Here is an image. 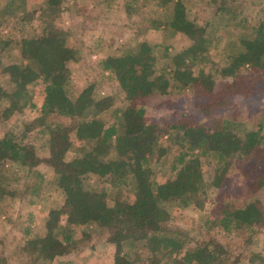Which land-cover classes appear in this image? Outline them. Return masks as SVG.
I'll list each match as a JSON object with an SVG mask.
<instances>
[{
	"label": "trees",
	"instance_id": "16d2710c",
	"mask_svg": "<svg viewBox=\"0 0 264 264\" xmlns=\"http://www.w3.org/2000/svg\"><path fill=\"white\" fill-rule=\"evenodd\" d=\"M47 2L59 4L61 1ZM124 2L131 13L138 0ZM158 3L171 6L168 23L172 28L191 29L195 35L183 0H158ZM194 39L183 51L185 58L192 59L181 56L182 61L177 65L181 66L180 74L176 67L171 74L169 69H159L160 59L154 52L156 45L146 40L137 51L104 58V69L115 73L124 97L123 105L114 109V119L106 121L98 116V108L95 113L91 112L93 106H98L93 99L94 82L78 93H72L69 88V63L76 59L77 51L68 44L65 32L55 28L23 37L22 55L38 65L36 68L16 64L8 67L18 78V85L5 86L0 81V125L26 107L36 105L28 86L34 80L43 83V114H54L60 119L53 124L44 123L40 128L49 146L46 157L39 154L35 143L26 139L32 121L26 123L22 132L9 129L0 134V164L10 160L25 165L34 177L30 185L36 191L45 181L39 164L47 163L58 173L65 200L48 213L46 230L40 236L44 257L54 259L79 250L83 242L82 223L97 221L110 230L108 240L116 246L110 264H217L229 251L210 233L215 226L236 235L248 250L236 254L231 264H241L244 259L250 264H264V250L256 244L264 230V211L257 199L239 208L223 196H217L214 216L205 219L199 233L194 235L174 222L173 205L186 207L200 202L209 186L220 187L231 173L242 171L256 184L255 189L264 185L262 125L244 127L232 114L214 118L217 108L229 104L228 94L244 91L240 85L244 81L242 69L264 67V18L253 35L239 39L237 48L229 43L230 61L223 71L237 80L235 88L233 81L221 87L212 68L196 59L213 45L214 39L205 32ZM178 86L188 87L202 97L203 118L177 127L149 119L145 96L155 91L166 93ZM75 137L83 145L67 160ZM156 152L163 155L164 164L171 171V175L160 180L147 174ZM204 157L213 161L210 182L204 175ZM251 161L254 166H248ZM252 171L256 176H250ZM129 176L134 178L133 197L117 200L116 208L97 209L95 195L104 197L108 187L97 191L87 187L85 181L96 177L109 182L108 186L112 180L113 185H118ZM0 188H3L2 182ZM189 240L194 241V246L186 247ZM136 241H143L150 254L131 248Z\"/></svg>",
	"mask_w": 264,
	"mask_h": 264
},
{
	"label": "rangeland",
	"instance_id": "374dc122",
	"mask_svg": "<svg viewBox=\"0 0 264 264\" xmlns=\"http://www.w3.org/2000/svg\"><path fill=\"white\" fill-rule=\"evenodd\" d=\"M60 1L59 4H49L47 0H0V81L5 86L18 85V78L8 68L12 64L37 67L38 62L25 58L21 53L23 37L39 35L50 29H62L68 44L77 51L76 59L69 63V88L72 93H78L94 82L93 99L98 106H93L91 112L95 113L94 110L98 108V116L106 121L114 119V109L123 105L124 97L115 73L104 69V58L137 51L142 41L146 40L156 45L154 52L160 59L158 68L169 69L171 74L176 67L177 74H180L181 66L177 65L182 61L181 56L185 58L183 51L194 43V36L205 32L214 42L206 52L199 54L197 61L212 68L221 87L233 81L235 88L237 80L223 71L230 61L229 43L237 48L239 39L253 35L264 18V0H183L188 19L194 25V35L191 29L179 31L172 28L168 23L172 8L170 5H160L158 0H138L131 13L126 8L125 0ZM241 75L244 81L240 85H243L244 91L228 94L229 104L217 108L214 118L232 114L243 122L244 127L257 128L262 125L264 130V67L244 68ZM28 86L32 89L36 105L28 106L4 120L0 125V134L9 129L22 132L26 123L32 121V129L27 132L26 139L35 143L39 154L46 157L49 146L40 128L44 123H56L60 117L43 114L41 81L34 80ZM201 99L188 87L178 86L166 93L155 91L145 96L147 117L169 123L172 127L187 125L203 118ZM74 142L67 160L76 155L83 145V141L76 137ZM203 159L205 179L210 182L214 174L213 161L209 157ZM249 165L254 166V163L251 161ZM38 168L44 172L45 181L36 191L30 185L34 177L29 175L25 165L10 160L0 164V177L3 178L0 181L3 186L0 188V264H110L116 246L108 240L110 230L97 221L82 223L80 234L83 242L79 250L54 259L44 257L40 236L46 230L50 209L61 206L65 196L55 169L44 162ZM147 174L159 180L171 175L170 167L164 164L160 152L154 154ZM250 176L254 177L256 173L252 171ZM85 182L87 187L97 191L108 187L104 197L95 195L94 204L101 211L108 207L116 208L119 199H131L135 190L132 176L118 185H113L112 180L108 186L109 182L96 177L88 178ZM35 183L39 184L38 178H35ZM255 186L242 171L231 173L220 187L209 186L207 195L200 202L186 207L173 205L171 210L176 213L174 222L193 235L199 233L204 220L214 216L216 199L222 196L239 208L257 199L264 211V185L259 189H255ZM210 233L217 236L229 251L217 264H231L236 254L248 252L240 238L222 227L215 226ZM34 234L39 236L33 237ZM256 244L264 250V230ZM192 246L194 241L189 240L186 247ZM130 247L145 255L150 254L143 241H136ZM241 264L250 263L244 259Z\"/></svg>",
	"mask_w": 264,
	"mask_h": 264
}]
</instances>
